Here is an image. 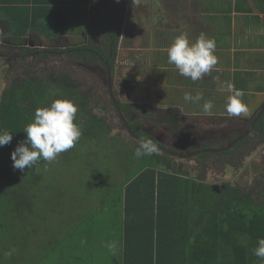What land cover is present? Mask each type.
Returning <instances> with one entry per match:
<instances>
[{"label": "flooded vegetation", "instance_id": "obj_1", "mask_svg": "<svg viewBox=\"0 0 264 264\" xmlns=\"http://www.w3.org/2000/svg\"><path fill=\"white\" fill-rule=\"evenodd\" d=\"M193 1L62 0L52 5L78 4L84 13L79 25L51 37L35 29L13 34L0 21V93L7 78L36 74L55 86L65 79L89 98L87 108L105 120L111 133L114 127L122 129L112 134L133 143L151 139L158 145V158H168L183 170L194 165L206 177L210 168L221 166L218 181L232 177L237 165L232 180L252 189L254 200L263 199L264 55L242 60L243 71L249 73L244 77L248 84L240 88L248 113L229 117L224 111L228 93L218 84L205 79L208 84L203 85V78L193 82L167 62V48L188 25L193 40ZM241 33L236 37L243 38ZM245 41L247 50L253 49L249 43H259ZM196 91L205 100L214 99V115L202 114L203 100H184L185 92Z\"/></svg>", "mask_w": 264, "mask_h": 264}, {"label": "trees", "instance_id": "obj_2", "mask_svg": "<svg viewBox=\"0 0 264 264\" xmlns=\"http://www.w3.org/2000/svg\"><path fill=\"white\" fill-rule=\"evenodd\" d=\"M61 1L0 0V21L5 22L13 34L20 31L21 35H25L35 29L44 37H51L65 27L79 25L80 16L84 13L83 7L78 4H63V8L52 5ZM250 2L264 13V0H230L225 11L231 13L234 8L243 11L240 16L244 18V23L256 25L261 17L251 14ZM228 18L231 19V15ZM249 45L261 48L264 47V40ZM235 66L234 72L227 71L222 81L230 80L241 88L247 85L243 79L249 73L239 69L242 67L238 64ZM235 74L238 76L233 77ZM49 80L45 76L29 74L22 80L7 78L1 86L0 130L11 131L13 139L11 144L0 147V194L7 191L12 205L17 210L27 209L29 216L34 211L31 205L37 202L32 198H37L34 187L41 177L38 169L45 166L44 161H39L31 169L14 170L11 152L18 141L25 138L23 129L37 107L48 106L53 100L64 98L73 99L79 105L76 122L82 128V136L75 147L60 154L63 162L69 161L71 155L75 158L77 150L89 146L88 150L100 151L107 168H113L110 164L114 156L111 149H117V158L121 155L122 160L127 161L130 156L125 151L120 154L122 146L119 143L116 142L114 147L109 145V139L114 134L103 118L89 111L88 97L75 90L65 79H60L56 86ZM138 146L139 143L132 141L126 144L133 154ZM65 154L71 155L65 157ZM162 159L155 153L140 157L143 164L136 166L134 173L127 174L118 193L102 199L101 212L103 209L111 210L107 218L108 224L115 226L114 233V229L109 227L105 233L96 234V238L101 237V242L94 239V234L93 239L89 238L91 242L88 245H82V254L74 259L64 253L56 258L61 261L53 262L54 256L45 251L24 264H39L42 260L46 261L42 264H264L252 254L257 239L264 237V198L254 200L252 189L246 190L237 180H232L239 167H234L236 172L228 180L214 182L207 180L205 174H193L187 169L175 167L168 158ZM54 187L62 190L64 184L58 180ZM20 215L19 219L23 220V213ZM20 215H14V220ZM31 219L33 215L28 227L31 234H36ZM107 234L117 242L112 250L103 249V244L108 242Z\"/></svg>", "mask_w": 264, "mask_h": 264}, {"label": "rangeland", "instance_id": "obj_3", "mask_svg": "<svg viewBox=\"0 0 264 264\" xmlns=\"http://www.w3.org/2000/svg\"><path fill=\"white\" fill-rule=\"evenodd\" d=\"M185 30L189 33V25ZM193 30L196 35L201 31L196 26H193ZM263 35L264 30H260V32L252 30L249 33L242 31L241 37L244 38L246 36L248 38L234 37V39L236 42L239 40L243 43L247 39L254 41L257 39L260 42L258 38ZM207 36L209 37V35ZM206 84H208V81L205 80L203 85ZM119 129L122 130L121 128L114 127L113 131L119 134ZM114 136L109 139V145L112 144V147H114L116 142L119 143L122 146L120 154L122 151H125L130 153V156L127 161L122 160L121 155L117 158V149H111L114 156L110 164L113 168H107L105 159L102 158V154L98 149L94 150L92 148V150H88L90 146L87 149L77 150L75 158L70 154L69 161L63 162L59 156L54 162L47 163V165L46 162H42L46 165L47 170H44L45 166L38 169L41 177L39 176L37 185L34 187L37 198L33 197L32 199L37 200V202L35 201L32 204L34 212L31 214L33 215L31 221L34 222V226L36 227V231L33 232L36 234H32L31 238L29 234L30 228L28 227L31 215H28L27 209L22 208L17 210L12 205V198L8 195L7 191L0 194V264H17V262L25 259L29 261L31 257L36 255L41 256L45 251L50 252L54 256L53 262L55 260L61 261L62 259L56 258L59 254H67L69 250V256L74 259L76 256L82 254V245H88L91 242L89 240L90 236L95 234L96 237V234L99 232L105 233L107 227L115 228V226L108 224V212L111 210L103 209V212H101L102 199L104 197L107 199L112 194L116 195L119 189L122 188L121 182L126 179L127 174L134 173V168L143 163H140L135 153L133 154L131 151H128L126 144L129 143V138ZM105 148L109 151L108 146ZM101 152L104 154L103 151ZM70 155L65 154L64 156L69 157ZM88 157L90 158L89 161ZM86 159L87 162H85ZM193 167L195 166H186L189 169L188 171L197 174L198 169ZM223 173L222 167L216 165L210 168L207 179L218 181L223 177ZM58 180L64 184L62 190L65 195L62 197H60L61 189H53L54 183ZM59 200L63 201L56 204L55 202ZM67 201L69 202L66 203ZM49 207L54 211L51 210V217L46 218L47 213L50 211ZM18 211L20 213H17ZM21 213H23V220L19 219L22 216L20 215ZM14 215L20 216L14 220ZM76 216H78L77 221L74 223ZM113 221L114 219L111 218L110 222L113 223ZM75 225L78 226L75 227ZM109 243L111 241L104 243L103 249H109L106 246ZM113 245L117 246V242ZM11 249H15V251L11 256H6L5 253ZM43 262L46 261L42 260L39 264Z\"/></svg>", "mask_w": 264, "mask_h": 264}, {"label": "clouds", "instance_id": "obj_4", "mask_svg": "<svg viewBox=\"0 0 264 264\" xmlns=\"http://www.w3.org/2000/svg\"><path fill=\"white\" fill-rule=\"evenodd\" d=\"M216 53V40L201 33L194 41L190 39L188 32L181 31L175 36L171 45L167 48V62L174 65L178 74L189 78L193 82L201 80L206 74L216 70L218 57ZM221 91L228 93L225 99L224 111L229 117L247 115L248 105L244 102L245 92L228 81H220L214 77ZM186 102L199 103L203 100L202 114L214 115V99H204L202 91L184 93ZM78 103L70 98L55 99L50 105L37 107L30 122L23 129L25 138L18 141L17 146L11 152L12 168L24 171L33 168L39 161L54 162L61 153L75 147L82 136V128L77 120ZM13 133L7 129L0 130V147L11 144ZM158 151V145L151 139L141 140L135 150L137 158L151 156ZM45 165V171L47 167ZM58 190L57 188H54ZM110 250L114 245H106ZM15 249L5 253L11 256ZM252 254L264 261V237L256 241Z\"/></svg>", "mask_w": 264, "mask_h": 264}, {"label": "crops", "instance_id": "obj_5", "mask_svg": "<svg viewBox=\"0 0 264 264\" xmlns=\"http://www.w3.org/2000/svg\"><path fill=\"white\" fill-rule=\"evenodd\" d=\"M230 0H194L193 1V26H196L197 28L201 29L200 33L198 35L193 32V41L201 34L204 33L206 35H209L210 38H215L216 40V55L218 57V65L216 66V70H213L211 74L205 75L203 79L208 80L210 83L212 82L213 85H216L217 82L214 80V77H219L220 81L223 80V78H220L218 71L223 72L225 74L227 71L234 72V69L236 68V64L239 66L243 65V59H248L261 56L263 53V50H256L255 48L251 50H247L244 47L246 46V43L237 40L235 41L234 37H236L235 33H240L241 31L245 32H251L252 30L254 32H260L264 30V13L261 12V10L258 9L257 6H255L254 3L250 2V7H252L251 14H256L261 17V21L256 23V25L252 22L244 23V18H242L240 15H242L244 12L240 10H236L235 8L232 9V12L225 11L228 6V2ZM235 0H232L234 2ZM251 1V0H248ZM234 7V4L232 5ZM247 14V13H246ZM228 15H231V19L228 18ZM248 25V26H247ZM252 29V30H251ZM244 39V38H242ZM250 41H253L249 39ZM260 42L264 40V35L259 38ZM259 42V43H260ZM251 45H256L251 44ZM251 47V46H250ZM243 68V66H241ZM239 68V69H242ZM233 77L238 76L237 74L232 75ZM247 76V75H246ZM245 76V77H246ZM209 77V79H207ZM248 77V76H247ZM247 79V78H246ZM243 82L248 84L244 79ZM61 194L60 197H62L64 194L63 190H60ZM59 197V198H60ZM63 200L56 201L55 203L62 202ZM65 201V200H64ZM67 201L66 203H68ZM52 204V203H51ZM32 206V205H31ZM33 209V208H32ZM54 211V210H52ZM34 212V211H33ZM51 210L47 213L46 217H51ZM32 214V211H31ZM32 216V215H31ZM78 216L74 218L76 223V219ZM107 227V231H108ZM112 232L114 233L115 228ZM109 233V232H108ZM30 238H31V232ZM93 239V236H90ZM108 242L111 241V243H116V240L113 236H110L107 234ZM100 238H96L98 241H100ZM79 240V239H78ZM116 248V246L114 247ZM63 249V248H62ZM67 254H70V250ZM32 258V257H31ZM28 262L27 259L17 262V264H24Z\"/></svg>", "mask_w": 264, "mask_h": 264}, {"label": "water", "instance_id": "obj_6", "mask_svg": "<svg viewBox=\"0 0 264 264\" xmlns=\"http://www.w3.org/2000/svg\"><path fill=\"white\" fill-rule=\"evenodd\" d=\"M134 137H137L135 134H132ZM140 139V138H139Z\"/></svg>", "mask_w": 264, "mask_h": 264}]
</instances>
